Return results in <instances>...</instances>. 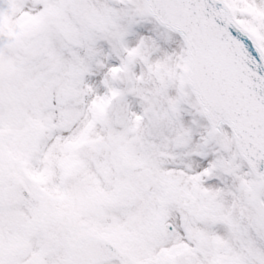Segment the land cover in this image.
Wrapping results in <instances>:
<instances>
[{"label":"snow or ice","instance_id":"snow-or-ice-1","mask_svg":"<svg viewBox=\"0 0 264 264\" xmlns=\"http://www.w3.org/2000/svg\"><path fill=\"white\" fill-rule=\"evenodd\" d=\"M0 264H264V0H0Z\"/></svg>","mask_w":264,"mask_h":264}]
</instances>
